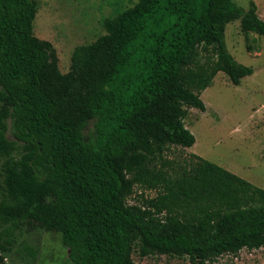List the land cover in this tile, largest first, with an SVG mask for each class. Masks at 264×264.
Returning a JSON list of instances; mask_svg holds the SVG:
<instances>
[{
  "label": "trees",
  "instance_id": "16d2710c",
  "mask_svg": "<svg viewBox=\"0 0 264 264\" xmlns=\"http://www.w3.org/2000/svg\"><path fill=\"white\" fill-rule=\"evenodd\" d=\"M36 12L37 0H0V264L36 228L60 233L67 264H139L134 248L208 264L264 247L263 188L196 154L178 168L164 156L195 143L183 119L206 109L200 94L219 71L233 84L253 73L225 27L239 19L264 36L255 3L117 7L67 72L34 34ZM135 186L156 195L129 204Z\"/></svg>",
  "mask_w": 264,
  "mask_h": 264
},
{
  "label": "rangeland",
  "instance_id": "374dc122",
  "mask_svg": "<svg viewBox=\"0 0 264 264\" xmlns=\"http://www.w3.org/2000/svg\"><path fill=\"white\" fill-rule=\"evenodd\" d=\"M136 1L37 0L34 34L53 44L59 69L67 72L74 47L90 43L104 32L102 18L114 13L117 7L131 6ZM233 1L245 9L253 1L257 14L264 20V0ZM225 42L235 60L252 67L253 73L233 84L219 71L200 94L206 109L188 108L183 119L196 139L195 144L170 145L164 156L172 162L170 167L178 168L186 166L190 155L196 154L264 189V36L244 33L239 19H235L226 24ZM155 195L153 189L135 186L127 202L140 203L143 198ZM27 249L34 251L35 256L26 253ZM132 259L139 264H190L186 256L153 253L141 257L135 248ZM68 261V249L60 233L36 228L18 235L15 249L4 264H67ZM208 264H264V247L225 253Z\"/></svg>",
  "mask_w": 264,
  "mask_h": 264
},
{
  "label": "crops",
  "instance_id": "0c3cea01",
  "mask_svg": "<svg viewBox=\"0 0 264 264\" xmlns=\"http://www.w3.org/2000/svg\"><path fill=\"white\" fill-rule=\"evenodd\" d=\"M195 141H196V139H195ZM194 144H195V143H194ZM194 144H193V145H194Z\"/></svg>",
  "mask_w": 264,
  "mask_h": 264
}]
</instances>
